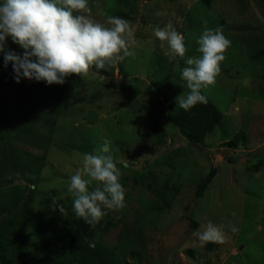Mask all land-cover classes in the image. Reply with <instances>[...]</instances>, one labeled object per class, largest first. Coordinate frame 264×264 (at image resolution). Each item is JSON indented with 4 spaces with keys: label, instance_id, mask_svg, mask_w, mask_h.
Listing matches in <instances>:
<instances>
[{
    "label": "rangeland",
    "instance_id": "1",
    "mask_svg": "<svg viewBox=\"0 0 264 264\" xmlns=\"http://www.w3.org/2000/svg\"><path fill=\"white\" fill-rule=\"evenodd\" d=\"M89 8L98 22H128L133 55L70 74L58 102L22 109L28 97L11 64L0 63V264L42 256L41 230L53 235L75 214L68 178L104 137L125 202L106 211L98 222L109 226L95 233L121 264H264V155L252 154L264 148L262 0H89ZM169 22L186 37V57L199 55L195 37L204 27L220 26L231 41L202 90L222 117L197 142L201 150L170 119L174 98L188 89L183 58L169 59L166 42L152 34ZM5 48L23 51L10 38ZM208 221L223 226L222 241L193 235Z\"/></svg>",
    "mask_w": 264,
    "mask_h": 264
},
{
    "label": "clouds",
    "instance_id": "2",
    "mask_svg": "<svg viewBox=\"0 0 264 264\" xmlns=\"http://www.w3.org/2000/svg\"><path fill=\"white\" fill-rule=\"evenodd\" d=\"M90 11L89 0H0V53L4 66L11 64L13 79L63 84L70 74L80 76L93 65L100 70L106 62L133 55L128 22L108 16L101 23L87 14ZM152 34L166 42L169 59L184 60L180 77L188 91L174 98L176 106L187 111L197 103H205L202 90L214 82L224 51L231 44L222 28L204 27L195 37L199 55L187 57L186 37L170 22L154 27ZM9 38L23 50L21 53L5 48ZM110 144L107 137L102 138L97 148L83 154L80 166L68 178L72 209L89 225L97 223L106 211L124 206L125 190L119 182L120 169ZM52 205L63 212L61 206H56L55 197ZM201 227L203 230L197 229L193 235L202 244L222 241V225L208 221Z\"/></svg>",
    "mask_w": 264,
    "mask_h": 264
},
{
    "label": "trees",
    "instance_id": "3",
    "mask_svg": "<svg viewBox=\"0 0 264 264\" xmlns=\"http://www.w3.org/2000/svg\"><path fill=\"white\" fill-rule=\"evenodd\" d=\"M262 2L264 3V0ZM2 62L3 55L0 53V63ZM66 82L67 78L63 84L47 85L42 81L36 82L22 78L18 82V88L28 98L21 109L26 107L28 101L31 103L37 100L58 102L63 96ZM3 84L4 81L0 78V86ZM170 116L171 121L179 126L189 140L200 142L219 123L222 113L206 96L205 103H197L187 111L177 106ZM237 143L233 141L231 144ZM212 176L213 171L200 180L197 187L198 195L202 194ZM7 226L8 221L4 222L3 228L6 229ZM108 226L105 221L89 225L83 218L73 214L68 217V224L62 226L53 235L41 230L39 243L42 256L29 262L30 264H121L123 259L119 252L96 239L95 231L105 230Z\"/></svg>",
    "mask_w": 264,
    "mask_h": 264
},
{
    "label": "water",
    "instance_id": "4",
    "mask_svg": "<svg viewBox=\"0 0 264 264\" xmlns=\"http://www.w3.org/2000/svg\"><path fill=\"white\" fill-rule=\"evenodd\" d=\"M190 145L192 146V147H195V148H197L198 150H201L202 149V147L197 143V142H195V141H190ZM252 154L253 155H257V156H259V155H264V148L263 147H261V148H258V149H255L253 152H252Z\"/></svg>",
    "mask_w": 264,
    "mask_h": 264
}]
</instances>
